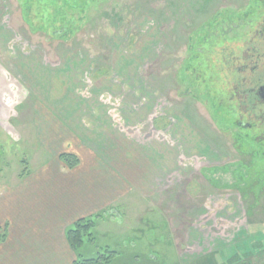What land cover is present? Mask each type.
<instances>
[{
  "label": "rangeland",
  "instance_id": "rangeland-1",
  "mask_svg": "<svg viewBox=\"0 0 264 264\" xmlns=\"http://www.w3.org/2000/svg\"><path fill=\"white\" fill-rule=\"evenodd\" d=\"M263 19L264 0H0V169L50 161L43 149L33 164L32 121L78 103L80 123L130 144L135 183L153 175L104 213L113 225L85 250L109 245L113 264H203L264 233L263 166L221 103L220 59ZM248 261L235 264L264 253Z\"/></svg>",
  "mask_w": 264,
  "mask_h": 264
},
{
  "label": "crops",
  "instance_id": "crops-1",
  "mask_svg": "<svg viewBox=\"0 0 264 264\" xmlns=\"http://www.w3.org/2000/svg\"><path fill=\"white\" fill-rule=\"evenodd\" d=\"M63 105L67 109L66 99L61 109ZM78 107L77 103L76 107H70L73 109H67L68 113L63 110L67 116L75 117L76 122L67 116L56 117L51 110L42 111L43 115L32 121L34 132L30 138L37 147L33 164L43 149H48L50 161L31 169L25 159L27 164L14 170L13 176L7 170L10 167L1 165L0 234L5 232L6 238L0 242V264H74L76 255L68 241L67 229L81 218L108 213L117 205L120 208L126 201H134L136 193L150 187L153 175L147 182L144 179L134 182L137 174L131 169L135 161L128 159V153L134 152L126 150L130 147L128 142L123 149L125 138L119 137L117 131L89 129L87 119L80 123ZM12 135L9 137L15 143L21 141L13 132ZM118 138L122 141L120 144ZM65 152L79 157L80 163L75 168H69L60 158ZM115 154L118 157L120 154V160L114 158ZM27 166L28 171L23 175ZM121 166L130 173H125ZM133 187L137 192H133ZM110 219L113 218H106L105 224L108 221L113 225ZM246 241H238L217 252H227ZM208 262L229 264L215 258L207 261L204 257L202 263Z\"/></svg>",
  "mask_w": 264,
  "mask_h": 264
},
{
  "label": "flooded vegetation",
  "instance_id": "flooded-vegetation-1",
  "mask_svg": "<svg viewBox=\"0 0 264 264\" xmlns=\"http://www.w3.org/2000/svg\"><path fill=\"white\" fill-rule=\"evenodd\" d=\"M244 36L238 51L227 47L222 52L226 96L221 103H229L227 113L240 129L236 137L247 141V151L261 160L264 171V19L244 30Z\"/></svg>",
  "mask_w": 264,
  "mask_h": 264
},
{
  "label": "trees",
  "instance_id": "trees-1",
  "mask_svg": "<svg viewBox=\"0 0 264 264\" xmlns=\"http://www.w3.org/2000/svg\"><path fill=\"white\" fill-rule=\"evenodd\" d=\"M67 30L68 28H65L63 31L58 30L56 32L63 34ZM60 158L69 168H75L80 163L79 157L73 153H62ZM24 163L26 165L27 161L24 160L23 164ZM27 171L28 166L24 169L22 174L24 175ZM106 218L107 217L104 213L84 217L75 221L67 229L68 241L76 255L74 264H113L116 256L119 254V251L112 249L109 245L104 246V248H101V246L97 252L84 249V247L89 243L96 245L99 243L97 229L99 223L104 221ZM5 238V232L0 234V242H3ZM257 252H264V233H260L255 237L251 236L246 242L242 244H236L235 246L229 248L227 252L219 251L209 255V257H206L205 259L207 261H211L213 258H215L216 260L221 259L223 262H228L229 264H235L239 261H248L249 258H252Z\"/></svg>",
  "mask_w": 264,
  "mask_h": 264
}]
</instances>
